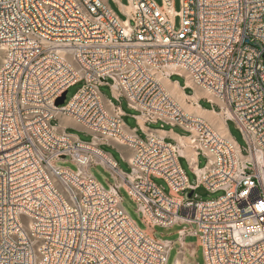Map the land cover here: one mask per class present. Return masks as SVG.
Segmentation results:
<instances>
[{
    "label": "built area",
    "instance_id": "built-area-1",
    "mask_svg": "<svg viewBox=\"0 0 264 264\" xmlns=\"http://www.w3.org/2000/svg\"><path fill=\"white\" fill-rule=\"evenodd\" d=\"M128 1L123 21L105 0H0V264H167L174 244L153 231L176 224L191 228L179 231L175 264L194 235L206 264H264V0H181L179 14L173 0ZM173 76L222 103L247 155L180 108L162 82ZM103 85L114 101L103 98ZM121 97L146 124L187 131L195 185L180 164L185 147L128 131ZM62 118L91 142L53 124ZM114 143L132 152L124 155L129 173L102 150ZM67 158L78 172L56 166ZM97 165L115 179L109 190L89 171ZM201 187L224 195L200 201ZM121 189L146 230L125 211Z\"/></svg>",
    "mask_w": 264,
    "mask_h": 264
},
{
    "label": "rangeland",
    "instance_id": "rangeland-1",
    "mask_svg": "<svg viewBox=\"0 0 264 264\" xmlns=\"http://www.w3.org/2000/svg\"><path fill=\"white\" fill-rule=\"evenodd\" d=\"M121 1L126 3L127 5L129 4L128 0H121ZM154 1L156 2V4L158 6L163 5L162 0H154ZM110 2H111L110 3L111 8L115 12H117L116 9L114 8V0H110ZM173 8H174L175 12L177 14H179L181 12V9H182L181 0H173ZM117 14L121 18V20H123V21L127 20L126 15L118 13V12H117ZM174 26H175L176 30H179L181 28V17L179 15L175 16ZM3 56H4L3 53L0 51V66L3 62ZM172 81H178L182 86L186 85V79L182 76H173ZM162 82H163L164 87L168 91V93L173 97V99L178 103L180 108L185 113H187L189 115H195L196 114V102H197V100H196V97H194V94L196 92L194 89H188L187 90V93L192 94V96H193L191 98H187L184 95V90H180V89L176 88L175 84H169V82L167 81L166 78H163ZM83 85H84V83L80 82V83L74 85L73 87H71L69 89L68 94H67V102L70 101L82 89ZM196 89H198L200 92L204 93V95L206 97L212 98V96L206 90L201 89L199 87ZM100 92H101V94L105 100L106 99H109L112 101L115 100L114 99V93L112 91V88L109 85L101 86ZM192 103H194V105ZM117 105L120 106L122 111L125 113L123 120H124L126 127L135 128L138 125L135 116L138 115L139 112L131 109L128 106L127 100L124 97L120 98V103L117 102ZM200 106L203 107L204 109H209V110H213V109H216L218 111L221 110L220 104L215 103V105H212L206 99H202L200 101ZM62 119H64V118H62ZM62 119H61V121H54L53 124L58 125V126L61 124L66 125L64 122H62ZM225 119L226 118H225L224 114L221 113L220 115H217L214 117V120H216L217 123L219 122L217 125L214 126L212 124V122H210L208 120L207 121L209 123H211L217 131H219L221 134H223V133H225ZM149 126L153 130L161 129V128H167V129L169 128V126H163L162 127L161 123L149 124ZM227 127L230 131V136L232 137V139L242 149L243 155H247L248 152L246 149H247L248 145L246 143V140H245L243 134L238 129L236 123L232 120L227 119ZM67 132L69 134H73V135L79 137V139L85 143H89L92 140V136L89 135L86 131H83L81 128L68 127ZM181 134L187 135L188 133L183 132ZM141 137L143 139L146 138L145 135H141ZM102 150L105 151L106 153L110 154L115 159V161L119 165V168L123 172H126V173L130 172V170H131L130 165H129L128 161L126 160V158L124 157V155L129 154V156H130L132 154V152L130 150L129 151L123 150V149L118 148L115 145H103ZM206 161L207 160L203 156H201L199 158V167L203 168L206 165ZM180 164H181L182 169L185 171L186 175L188 176L190 183L195 185L196 184V175L192 171L188 159L186 157H181L180 158ZM56 166L70 169L73 172L79 171L78 165L73 163L69 158H67L66 160L57 161ZM89 171H90L91 175L106 190H109L111 188V186H113L115 184V179L112 176L111 172L108 169H106L105 167H103L102 165L92 166ZM153 181L159 187H161L166 193L169 192L168 186L164 180L154 177ZM196 194L198 195L197 198L200 201H213V200H217V199L221 198L224 195V192L219 191L217 193H211V192H208L204 187H201L200 189H198L196 191ZM120 195L122 197V206L124 207L127 214L138 225L139 228L146 230L147 227L143 223L142 217L137 211L138 210L137 203L134 202L130 198V196L128 195V193L124 189H121ZM181 195H185V197L187 199L190 198L189 197L190 192H186V193L181 194ZM185 227L188 229L191 228L190 225L176 224L171 228L156 227L153 231V236L157 240L170 241L174 244L172 247V250L170 252L167 264H175L177 258L179 257V253H178V251L180 249L179 231L181 229H184ZM196 228H197L196 225L193 226V230H195ZM198 244H199L198 236L194 235V236H187L186 237L185 245L188 247V249H187L186 254L184 256L183 264H206L204 249L202 246H199ZM192 250H194V252H195L194 255L191 254Z\"/></svg>",
    "mask_w": 264,
    "mask_h": 264
},
{
    "label": "crops",
    "instance_id": "crops-1",
    "mask_svg": "<svg viewBox=\"0 0 264 264\" xmlns=\"http://www.w3.org/2000/svg\"><path fill=\"white\" fill-rule=\"evenodd\" d=\"M105 2L110 6V3H111L110 0H105ZM114 8L116 9V11L118 13H121L124 15H127L130 12L129 4L127 5L126 3L122 2L121 0H114ZM167 81L169 82V84H175L176 88H178L180 90H184V95L187 98L193 97L192 94L187 93L188 89H194L196 91L194 94V97L198 96V98L196 99L197 100V102H196V114L192 115V116L201 117V118L205 119L206 121L208 120V121L212 122V124L214 126L219 123V122L217 123V121L214 120V117L217 115H220L222 113L221 110H219V111L216 109L209 110V109H204L203 107H201L200 101L202 99H207L209 97H206L204 95V93H202L198 89H196L198 87L194 86L191 83H187L186 85L182 86L178 81H172V79H167ZM213 101L217 104L222 105V103L218 99L213 98ZM192 104L194 105V103H192ZM135 118L137 120L138 125L135 128L127 127L128 131L134 130L138 136L145 135L146 137L150 133H155V134L163 137L164 139H166L170 143L176 144L178 146H184L185 148L183 150L187 154L186 153L182 154V157L188 158L190 155H193L192 149L188 145V143H189L188 139H187L188 134L187 135L181 134L183 132H187L182 127H179V126L178 127H171V126H169L168 129L167 128H161V129L153 130L150 128L149 124H146L144 122V119L142 117H140L139 114L136 115ZM62 122L66 123V125L61 124V127L68 126V127L81 128L80 124H78L77 122H75L74 120H71L69 118L62 119ZM223 135L226 137H229V138L231 137L230 131L227 127V120L226 119H225V133H223ZM114 145L120 149L129 151V149H127L124 146H119L116 143H114ZM127 156H129V154H127ZM198 160H199V158H198Z\"/></svg>",
    "mask_w": 264,
    "mask_h": 264
},
{
    "label": "water",
    "instance_id": "water-1",
    "mask_svg": "<svg viewBox=\"0 0 264 264\" xmlns=\"http://www.w3.org/2000/svg\"><path fill=\"white\" fill-rule=\"evenodd\" d=\"M67 99V93H64L63 96L57 101V106H63Z\"/></svg>",
    "mask_w": 264,
    "mask_h": 264
},
{
    "label": "bare ground",
    "instance_id": "bare-ground-1",
    "mask_svg": "<svg viewBox=\"0 0 264 264\" xmlns=\"http://www.w3.org/2000/svg\"><path fill=\"white\" fill-rule=\"evenodd\" d=\"M200 97V96H199ZM198 98V96H196V99ZM66 124V123H65ZM68 124V123H67ZM221 128V127H220ZM223 129V128H222ZM183 154L184 153H186V152H184V150H183V152H182ZM187 154V153H186ZM191 154V153H190ZM190 156H192V155H190Z\"/></svg>",
    "mask_w": 264,
    "mask_h": 264
},
{
    "label": "snow or ice",
    "instance_id": "snow-or-ice-1",
    "mask_svg": "<svg viewBox=\"0 0 264 264\" xmlns=\"http://www.w3.org/2000/svg\"><path fill=\"white\" fill-rule=\"evenodd\" d=\"M262 210H264V206H261Z\"/></svg>",
    "mask_w": 264,
    "mask_h": 264
}]
</instances>
